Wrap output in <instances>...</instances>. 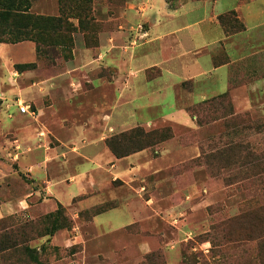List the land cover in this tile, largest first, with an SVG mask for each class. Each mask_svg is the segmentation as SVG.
<instances>
[{"label": "rangeland", "instance_id": "rangeland-1", "mask_svg": "<svg viewBox=\"0 0 264 264\" xmlns=\"http://www.w3.org/2000/svg\"><path fill=\"white\" fill-rule=\"evenodd\" d=\"M55 1L58 4V13L43 15L61 14V2ZM128 1L69 0L66 14L69 15L68 21L74 26V30L67 40L72 39V46H58L56 50L40 55L37 51L36 66L29 69L21 70L16 66L19 63H14L6 70L0 60V110L11 103L18 105V99L26 101L32 109L37 110L38 100L25 94L24 89L34 80L47 78L51 72L58 71L70 63L76 52L81 59L78 50L81 46H86L90 58H96L104 40H107V36L111 37L114 31L117 32L114 39L117 49H129L134 43L136 30L141 33L146 30V26L141 23L132 28V25L122 18L120 11L127 6ZM153 1H156L154 7L157 8V19L150 26V36L139 39V45L131 47L130 51L136 52V61L147 66L158 65L161 68L149 69L150 78L158 76L161 70L162 74L151 81L137 83L135 102L122 106L114 113L113 121L123 124L127 130L137 122L145 123L162 118L164 114L172 111L171 104L175 95L170 84L181 83L195 76L192 64L183 70L178 62L185 60L184 63H190L192 56L188 52L183 59L165 61V57L181 53L184 48L176 44L173 47L166 46L163 33L172 24L193 22L201 14V10H175L168 14L163 5L165 0ZM189 1L190 6L196 4V1ZM176 3V0H167L171 7ZM225 3H231V0H221L220 6ZM33 5L48 7L51 0H33ZM76 5L78 7H75ZM77 12L81 15L88 14L84 18L86 28L80 26ZM33 13L37 14L35 11ZM245 16L248 18V14ZM263 19L264 16L247 19L250 26L246 33L247 38L255 39L251 45L257 49L263 48L264 45V37L259 36L264 34V26L260 23ZM224 22L231 32L243 28L242 23L233 15H228ZM259 23L260 26H257ZM189 31L193 32V28ZM35 45L37 48L36 43ZM166 47L171 50L165 51ZM15 58L34 60L33 55H25L23 52L16 54ZM133 65L136 70L139 63L135 62ZM16 72L18 74L15 75ZM29 73L34 75L33 79L29 77ZM106 74V71L101 74L105 80L110 76ZM12 86L19 89L15 95L11 94ZM71 88L74 93H80L82 90L84 93L78 101L74 98L67 102L80 104L82 110L91 115L99 101L100 89H95L93 82L86 78L81 81L74 80ZM195 99L198 100V96H195ZM41 102L51 103L49 94L44 92ZM143 104H146L145 108L139 109L138 105ZM193 107H198L196 113L198 123L201 124L199 128L191 129L164 122L151 126L139 125L146 130L171 126L173 136L150 147V150L151 155L159 156L165 146H168L172 158L166 165L156 166V170H160L159 173L155 174L153 170L134 180L138 190H133L132 196L142 201L150 198L168 201L169 207L164 210H172V214L165 219L162 216L152 220L146 219L145 222L135 223L118 232L121 236L126 234L135 237L134 240L152 243L150 252L140 255L137 261H130L129 264H264V112L258 108L245 111L238 114V119L233 120L222 117L229 111L226 106L219 108L203 102ZM188 112L192 114L190 110ZM0 122L3 121L0 119ZM37 122L35 118H31L29 124ZM91 124L94 123H89L90 131L95 134L97 128ZM13 138L17 137L10 131L0 136V159L7 157L3 147H9L10 151L13 148L10 145L15 147V144H12ZM51 145L55 143L51 141ZM9 162L13 168H17L14 161L10 159ZM8 181V185H20V180L13 181L9 178ZM114 189L119 192L120 197L126 193L130 196L132 191L122 180L114 183ZM84 197L81 196L77 200ZM108 202L119 203L116 200ZM96 207L99 205L79 210L64 207L63 215H60V227L52 233L49 232L52 230L54 218H48V214L57 210H38L33 217L28 218L17 214L1 219L0 238L3 240L0 239V243L10 246L8 250L0 253L1 263L118 264L122 259L107 254L108 251L112 252L109 246L112 244L111 240L106 237L96 238L100 232L92 223L91 215L92 209ZM107 215L104 213L99 218H106ZM108 226V223L104 225L106 231L109 230ZM79 233H83L85 242L76 240ZM52 238L54 241H51Z\"/></svg>", "mask_w": 264, "mask_h": 264}, {"label": "crops", "instance_id": "crops-1", "mask_svg": "<svg viewBox=\"0 0 264 264\" xmlns=\"http://www.w3.org/2000/svg\"><path fill=\"white\" fill-rule=\"evenodd\" d=\"M192 1H196V4L190 6L189 0H176L173 7L167 4V0L163 2L168 14L175 10H201V14L193 22L183 21L181 25H170L164 30L163 37L166 39V46L173 47L176 44L184 48L181 53L165 57V61L183 59L188 52L192 61L178 62L183 70L192 64L195 76L181 83H169L175 95L171 104L172 111L162 118L145 123L137 122L133 127L164 122L191 129L199 128L201 124L198 123L197 113L190 108L226 92L231 95V107L229 102L224 105L217 103V107L226 106L231 110L233 106L234 115L257 108L264 112V45L263 48H254L251 44L255 39L251 40L246 35L250 29L247 19L264 16V0H231V3L222 6L221 0ZM154 2L156 1L129 0L127 6L120 11L122 18L132 28L141 23L146 26V30L141 33L136 30L134 43L129 49H117L118 46L114 43L117 32L114 31L111 37H106L107 40H104L96 58H90L86 46H81L78 48L81 59L76 52L70 63L51 72L47 78L34 80L24 89L25 94L38 100L37 110L20 99L17 101L18 105L11 103L0 110V119L3 121L0 122V136L10 131L17 137L12 140L15 147L10 145L13 146L11 151L9 147H3L7 157L0 159V220L17 214L25 218L33 217L38 210L51 212L61 206L79 210L116 200L118 204L93 218L92 223L100 232L96 238L106 237L111 240L112 244L109 246L112 252L108 251L107 254L122 259L118 264L137 261L140 255L151 251L152 243L149 241L134 240L135 237L126 234L121 236L118 232L135 223L145 222L146 219H157L159 216L165 219L172 214V210H164L169 207L168 201H157L156 198L142 201L132 196L133 190H138L134 180L153 170L155 174L159 173L156 166L166 165L171 160V149L165 146L159 156L151 155V148H146L128 156L117 157L107 146L106 139L115 132L127 130L123 124L114 122L113 116L117 109L135 102L137 83L151 81L162 74L161 70L158 76L150 78L148 70L159 66H147L136 61V52L130 51L131 47L139 45V39L150 36V26L157 19ZM30 10L37 14L55 15L58 13V4L51 0L48 7L32 5ZM232 11L236 12L233 17L244 25V29L231 32L227 24L221 21V16ZM260 23L264 26V19ZM260 23L256 25L260 26ZM191 27L193 32L189 31ZM259 36L263 38L264 34ZM170 50L167 47L165 49ZM21 52L33 55L34 60L15 58ZM36 58L37 48L33 41L0 42V60L6 70L10 64L31 62ZM135 62L139 63L136 70L133 65ZM103 70L106 75H112L111 79L109 76L105 80L101 76ZM29 77L33 79L34 75L29 73ZM83 78L90 79L95 89L101 91L91 115L83 111L80 104L67 102L74 98L78 101L84 93L83 90L74 93L71 88L74 80L81 81ZM18 90V87L12 86L11 94H17ZM44 92L49 94L51 103L41 102ZM195 96H198V100ZM20 103H27L31 110L22 113ZM145 106L146 104L138 105V108ZM150 106L151 104L148 107ZM31 118H35L37 124H29ZM89 123H94L91 125L97 128L95 134L90 131ZM51 141L55 145H51ZM10 159L17 164V168H13ZM9 178L13 181L20 180V185H8ZM117 180L128 184L132 190L130 196L126 193L120 197L119 192L114 189ZM81 196L85 197L77 200ZM104 213L108 214L107 217L99 218ZM106 223L109 224L108 231L104 229ZM76 240L85 242L83 233H79ZM51 241H54L53 238ZM2 263L0 258V264Z\"/></svg>", "mask_w": 264, "mask_h": 264}, {"label": "trees", "instance_id": "trees-1", "mask_svg": "<svg viewBox=\"0 0 264 264\" xmlns=\"http://www.w3.org/2000/svg\"><path fill=\"white\" fill-rule=\"evenodd\" d=\"M69 0H60L61 14L59 16L35 14L31 12L33 0H0V42L3 43H19L22 41H33L37 44V51L40 54L49 53L48 51L56 50L58 46L66 48L72 46V39L67 40L74 30V26L69 23V15L66 14ZM75 7H78L76 5ZM80 18V26L86 28L84 18L77 12ZM236 12L232 11L227 15L221 16V21L225 23L228 15L235 16ZM244 29V25L242 24ZM231 31V30H230ZM17 68L29 69L36 66V62L19 63ZM188 82L185 83L187 85ZM212 106L217 107V103L229 102L231 107V95L229 92L219 95L216 98L205 101ZM202 106V105H201ZM198 107H192L190 110L197 112ZM216 109V108H215ZM249 115V113H247ZM222 117L238 119L239 115H234L233 106L231 110L226 112ZM173 136L171 126L146 130L141 126H136L129 130L118 134L111 135L106 139V144L117 157L128 156L132 153L153 147L154 145L167 140ZM115 204L107 202L92 209L91 215H96L114 207ZM64 207L61 206L56 212L48 214V218H54L53 227L49 233L58 229L60 215H63ZM3 240L2 238H0ZM8 244L0 243V253L8 250Z\"/></svg>", "mask_w": 264, "mask_h": 264}, {"label": "built area", "instance_id": "built-area-1", "mask_svg": "<svg viewBox=\"0 0 264 264\" xmlns=\"http://www.w3.org/2000/svg\"><path fill=\"white\" fill-rule=\"evenodd\" d=\"M19 107H20V111L22 113H27L31 110L30 106L27 103H20ZM32 113H34V112H32Z\"/></svg>", "mask_w": 264, "mask_h": 264}]
</instances>
